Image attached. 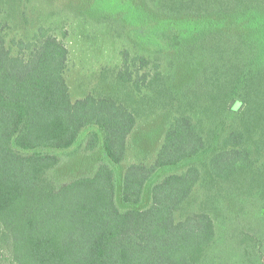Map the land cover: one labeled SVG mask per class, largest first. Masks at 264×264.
Wrapping results in <instances>:
<instances>
[{"label": "rangeland", "instance_id": "374dc122", "mask_svg": "<svg viewBox=\"0 0 264 264\" xmlns=\"http://www.w3.org/2000/svg\"><path fill=\"white\" fill-rule=\"evenodd\" d=\"M2 31L13 55L18 40H31L45 27L70 50L66 76L74 100L88 95L112 97L136 111L126 159L116 165L120 191L128 165L152 163L168 124L186 113L201 124L205 149L193 158L161 168L146 185L196 164L202 171L178 218L206 212L216 225V239L201 264H264V0H9ZM10 4H5L8 8ZM129 63L142 65L133 78L148 73L136 87L119 73ZM160 64V68H158ZM130 65V64H129ZM134 70V67L133 69ZM162 74L150 86L156 73ZM142 81V79L140 78ZM239 100L242 108L231 104ZM84 129L70 148L53 150L61 161L48 178L62 184L93 174L106 158L101 142ZM234 129L246 134L252 166L229 179L215 178L211 155ZM118 202L122 208L130 207ZM13 241L0 235V264H15Z\"/></svg>", "mask_w": 264, "mask_h": 264}, {"label": "trees", "instance_id": "16d2710c", "mask_svg": "<svg viewBox=\"0 0 264 264\" xmlns=\"http://www.w3.org/2000/svg\"><path fill=\"white\" fill-rule=\"evenodd\" d=\"M5 4L9 0H0V235L11 236L15 264H201L216 239L215 222L206 212L178 218L203 176L198 165L164 175L152 184L147 207L132 206L157 171L205 149L201 124L177 114L154 161L128 165L120 191L116 165L126 159L136 111L112 97L74 100L66 76L70 50L45 27L31 40H18L13 55L2 31L14 6ZM124 54L119 77L139 88L149 75L141 81L133 74L149 61L140 57L136 67ZM242 105L235 100L231 108ZM91 127L98 128L91 142L98 145L102 135L106 158L91 175L52 182L48 173L61 161L53 150L72 147ZM251 155L244 130L234 129L211 155L210 172L229 179L252 166ZM118 196L131 206L122 208Z\"/></svg>", "mask_w": 264, "mask_h": 264}]
</instances>
